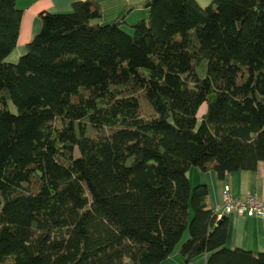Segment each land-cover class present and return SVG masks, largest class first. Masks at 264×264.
I'll list each match as a JSON object with an SVG mask.
<instances>
[{"label": "trees", "instance_id": "16d2710c", "mask_svg": "<svg viewBox=\"0 0 264 264\" xmlns=\"http://www.w3.org/2000/svg\"><path fill=\"white\" fill-rule=\"evenodd\" d=\"M148 12L132 25L102 23L96 0L42 13L12 63L22 10L0 0L1 264H161L176 250L264 264L227 247V217L187 175L264 160V0Z\"/></svg>", "mask_w": 264, "mask_h": 264}, {"label": "crops", "instance_id": "0c3cea01", "mask_svg": "<svg viewBox=\"0 0 264 264\" xmlns=\"http://www.w3.org/2000/svg\"><path fill=\"white\" fill-rule=\"evenodd\" d=\"M84 0H16L22 10L21 26L16 48L6 57L7 62L15 63L27 52V45L42 29L41 14L63 13L72 10L73 4ZM102 10V23H111L124 14L129 25L141 19H147L148 6L153 0H96ZM214 0H197L200 6L207 7ZM191 184H206L209 190V203L215 208L223 202V189L229 184L232 194L246 197L248 193L257 194L264 200V160L253 171H235L221 179L215 170L201 171L191 167L188 171ZM229 221V233L226 245L229 248H242L254 252L264 251V218L246 217L231 214L224 216ZM208 253L189 261L178 250L174 251L161 264H207ZM1 264V263H0Z\"/></svg>", "mask_w": 264, "mask_h": 264}, {"label": "built area", "instance_id": "2783aa9c", "mask_svg": "<svg viewBox=\"0 0 264 264\" xmlns=\"http://www.w3.org/2000/svg\"><path fill=\"white\" fill-rule=\"evenodd\" d=\"M215 211L219 219L231 214L264 218V200L254 193H248L246 197L234 196L230 185L225 184L223 202L215 207Z\"/></svg>", "mask_w": 264, "mask_h": 264}, {"label": "rangeland", "instance_id": "374dc122", "mask_svg": "<svg viewBox=\"0 0 264 264\" xmlns=\"http://www.w3.org/2000/svg\"><path fill=\"white\" fill-rule=\"evenodd\" d=\"M129 31L132 32L131 30H129ZM206 108H207V104L204 103V104L201 106L200 110H199V113H200L199 116H202V115L204 114Z\"/></svg>", "mask_w": 264, "mask_h": 264}, {"label": "water", "instance_id": "95a60500", "mask_svg": "<svg viewBox=\"0 0 264 264\" xmlns=\"http://www.w3.org/2000/svg\"><path fill=\"white\" fill-rule=\"evenodd\" d=\"M117 23H118V24H121V20H118ZM187 175H188V172H187Z\"/></svg>", "mask_w": 264, "mask_h": 264}, {"label": "bare ground", "instance_id": "6f19581e", "mask_svg": "<svg viewBox=\"0 0 264 264\" xmlns=\"http://www.w3.org/2000/svg\"><path fill=\"white\" fill-rule=\"evenodd\" d=\"M217 214V213H216ZM218 220V219H217Z\"/></svg>", "mask_w": 264, "mask_h": 264}]
</instances>
